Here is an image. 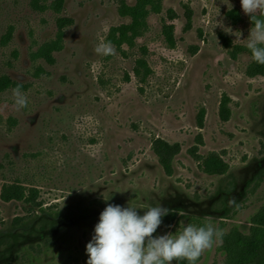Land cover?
<instances>
[{"label": "rangeland", "instance_id": "374dc122", "mask_svg": "<svg viewBox=\"0 0 264 264\" xmlns=\"http://www.w3.org/2000/svg\"><path fill=\"white\" fill-rule=\"evenodd\" d=\"M33 1L0 0V264H87L109 204L169 209L154 236L248 233L264 206V76L231 57L253 27L240 0H162L137 30L135 0ZM157 141L179 147L171 175ZM16 186L24 199L3 200ZM220 247L198 264H225Z\"/></svg>", "mask_w": 264, "mask_h": 264}, {"label": "clouds", "instance_id": "9594fccd", "mask_svg": "<svg viewBox=\"0 0 264 264\" xmlns=\"http://www.w3.org/2000/svg\"><path fill=\"white\" fill-rule=\"evenodd\" d=\"M242 11L251 18L253 27L247 39L252 59L264 65V0H240ZM97 54L113 53L110 42L97 45ZM17 111L28 106V98L17 86L12 89ZM235 200H230V206ZM169 209L150 207L144 215L136 208L109 204L99 217L94 236L86 245L87 264H172L186 260L196 264L199 258L222 240L223 231L212 223L203 226L187 225L178 235L154 236Z\"/></svg>", "mask_w": 264, "mask_h": 264}, {"label": "trees", "instance_id": "16d2710c", "mask_svg": "<svg viewBox=\"0 0 264 264\" xmlns=\"http://www.w3.org/2000/svg\"><path fill=\"white\" fill-rule=\"evenodd\" d=\"M45 0H34L33 4L42 6ZM162 0H135V5L132 8L126 10L127 15L132 18L131 30H137L139 25L143 23L148 15L149 10L157 11L160 7ZM64 0H52L49 5V9L55 13H60ZM45 10V7H41ZM249 20L252 24L251 18ZM120 38H124L125 32L118 31ZM115 35H112V39L115 41ZM61 39L48 45L47 49L42 50L40 54L48 62L52 59L49 56V51H60ZM226 45H229L228 43ZM247 54L250 58V63L246 69V76L248 78H255L258 76H264V65L256 63L251 56V52L247 47H234L231 52V57L235 59L238 54ZM153 151L158 159V163L164 169L167 175L172 174V163L175 156L179 154V147L177 145L169 146L162 141H157L153 147ZM200 157L195 156L196 161H199ZM224 170L210 169L209 174H223ZM2 198L5 201L24 199V190L20 186H16L11 189H5ZM169 223L167 227L169 228ZM221 252L224 254L225 264H264V206H262L250 219V227L248 233H241L237 230H231L224 234L221 240ZM200 260V258H199ZM199 260L196 262L198 264ZM172 264H188L186 260L173 261Z\"/></svg>", "mask_w": 264, "mask_h": 264}]
</instances>
